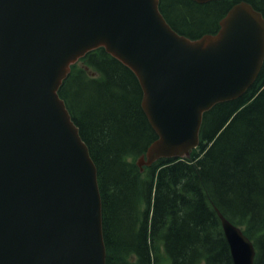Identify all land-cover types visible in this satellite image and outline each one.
Wrapping results in <instances>:
<instances>
[{
  "label": "water",
  "instance_id": "1",
  "mask_svg": "<svg viewBox=\"0 0 264 264\" xmlns=\"http://www.w3.org/2000/svg\"><path fill=\"white\" fill-rule=\"evenodd\" d=\"M219 25L189 40L158 0H0V264H106L97 169L58 96L70 65L103 47L134 72L157 136L139 166L187 157L202 114L242 96L264 61L260 12L242 1ZM217 214L233 264H254Z\"/></svg>",
  "mask_w": 264,
  "mask_h": 264
},
{
  "label": "trees",
  "instance_id": "2",
  "mask_svg": "<svg viewBox=\"0 0 264 264\" xmlns=\"http://www.w3.org/2000/svg\"><path fill=\"white\" fill-rule=\"evenodd\" d=\"M241 0H159L178 34H214ZM264 17V0H244ZM97 169L106 264H233L216 211L253 242L264 264V62L239 98L203 114L189 157L137 160L156 139L126 65L97 48L58 91Z\"/></svg>",
  "mask_w": 264,
  "mask_h": 264
},
{
  "label": "rangeland",
  "instance_id": "3",
  "mask_svg": "<svg viewBox=\"0 0 264 264\" xmlns=\"http://www.w3.org/2000/svg\"><path fill=\"white\" fill-rule=\"evenodd\" d=\"M137 165H138V163H137ZM138 166H139V165H138ZM139 167L143 168V165H142V166H139ZM160 250H161V255H162V259H163V264H168V261H167L165 255H164V251H163V249L160 248Z\"/></svg>",
  "mask_w": 264,
  "mask_h": 264
}]
</instances>
